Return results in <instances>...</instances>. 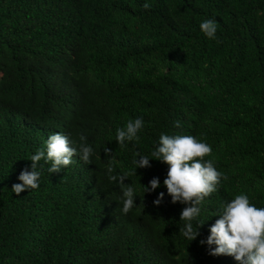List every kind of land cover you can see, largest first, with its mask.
Returning a JSON list of instances; mask_svg holds the SVG:
<instances>
[{
  "label": "trees",
  "instance_id": "1",
  "mask_svg": "<svg viewBox=\"0 0 264 264\" xmlns=\"http://www.w3.org/2000/svg\"><path fill=\"white\" fill-rule=\"evenodd\" d=\"M209 18L216 39L200 30ZM137 118L139 140L121 147L117 129ZM54 129L77 149L84 135L91 164L76 156L49 173L41 160L39 187L17 196L12 185ZM161 133L211 146L204 159L227 176L218 201L244 194L264 208V0H0V264H237L199 243L219 218L215 195L193 221L200 235L179 231L169 166L151 156ZM137 152L151 167L124 180L136 206L123 214L107 168L131 173ZM153 177L160 186L143 193ZM156 216L161 236L130 222Z\"/></svg>",
  "mask_w": 264,
  "mask_h": 264
},
{
  "label": "clouds",
  "instance_id": "2",
  "mask_svg": "<svg viewBox=\"0 0 264 264\" xmlns=\"http://www.w3.org/2000/svg\"><path fill=\"white\" fill-rule=\"evenodd\" d=\"M145 9L151 5L145 3ZM200 30L209 39H216L218 24L213 18L205 19L200 23ZM60 105L62 98H59ZM59 106H57V109ZM144 126L142 118L129 120L126 127L117 129L116 142L125 146L126 141L139 140L137 133ZM176 127H180V122H175ZM60 131V130H59ZM48 136L46 141V151L39 149L30 157L31 170L28 168L21 170L18 180L21 183L13 184L11 191L17 196L25 189H37L41 172L38 171L39 162L44 160L50 163L47 169L49 173H59L63 168L74 163V157L79 156L85 164H91V157L94 150L86 144V137L80 135L79 148L73 146V141L65 134L55 131ZM63 132V131H61ZM108 155L111 150L104 148ZM212 148L205 142L197 140L194 136L167 135L161 133L158 147L151 153L155 160L161 161L169 166L167 176L163 181L167 189V194L171 197L174 205V216L184 221V226L179 229L181 234L190 242L199 235V228L204 222H198L196 227L193 221H197L201 213L202 202L211 196H216V203L210 207L211 215L217 213L219 218L209 228V235L206 240H200V244H206L205 249L208 254L214 256L218 261L221 255L231 256L237 264H264V208H257L250 203L247 195L235 196L230 202L223 204L217 199L218 185L227 176L216 170L214 161L205 160L209 156ZM133 160L134 169L131 173L113 175V167L108 166V179L122 190V213H129L135 206V189L130 184H125L124 180L129 175L135 174L136 168L151 167L150 158L137 152ZM160 186L158 177H153L149 181V186H143V193H150ZM164 193L158 194L153 201L154 205H160ZM207 216V219L209 216ZM159 216V215H158ZM156 217H149L142 224L130 221L136 225L138 233L152 230L161 236L157 228ZM211 222V220H210ZM139 224V225H138ZM203 251V250H202ZM200 256V255H199ZM200 261V260H199ZM202 261V260H201Z\"/></svg>",
  "mask_w": 264,
  "mask_h": 264
}]
</instances>
